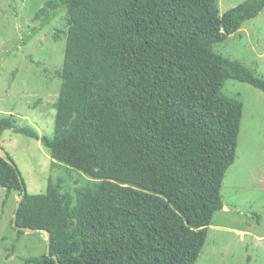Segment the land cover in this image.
I'll use <instances>...</instances> for the list:
<instances>
[{"label": "trees", "instance_id": "1", "mask_svg": "<svg viewBox=\"0 0 264 264\" xmlns=\"http://www.w3.org/2000/svg\"><path fill=\"white\" fill-rule=\"evenodd\" d=\"M61 8L54 131L5 114L0 138L6 130L33 138L54 166L88 181L63 192L60 176L31 194L12 157L15 167L0 156L6 197L24 195L17 238L27 227L50 233L51 255L23 264H195L224 207L241 132L244 104L224 87L233 79L264 94L263 76L214 47L256 18L264 0L223 13L219 0H47L33 20Z\"/></svg>", "mask_w": 264, "mask_h": 264}, {"label": "rangeland", "instance_id": "2", "mask_svg": "<svg viewBox=\"0 0 264 264\" xmlns=\"http://www.w3.org/2000/svg\"><path fill=\"white\" fill-rule=\"evenodd\" d=\"M46 1L0 0V119L13 114L19 124L27 119L40 134L50 135L55 128L67 25L62 8L50 19L33 20ZM244 1L219 0L220 12ZM214 50L264 77V10ZM224 92L244 104L241 132L235 162L221 189L227 209L215 212L195 264H264V94L233 79ZM0 147L12 157L31 194L45 192L49 179L60 176L65 179L63 192H74L79 180L87 184L88 177L78 170L70 178L54 166L48 150L33 138L6 130ZM7 195L0 187V264H23L25 258L47 251V238L43 232L17 238L12 222L20 196L15 191Z\"/></svg>", "mask_w": 264, "mask_h": 264}, {"label": "water", "instance_id": "3", "mask_svg": "<svg viewBox=\"0 0 264 264\" xmlns=\"http://www.w3.org/2000/svg\"><path fill=\"white\" fill-rule=\"evenodd\" d=\"M0 156H2V157H4L6 160H8L14 167H15V165H14V163H13V161H11V160H9L8 159V157H7V154H6V152H4V151H0ZM24 194H25V191H24ZM23 196L24 195H22L20 198H19V201H18V205H17V207H19V205H20V202L22 201V199H23ZM223 208H225V209H227V207H223ZM15 220H16V214L14 215V225H16V223H15ZM19 228V227H18ZM26 233H34V232H36V229H34V228H31V227H27V228H22ZM45 233H46V236H47V246H48V248H47V254L48 255H51V253H50V248H49V242H50V233H49V231H45Z\"/></svg>", "mask_w": 264, "mask_h": 264}, {"label": "clouds", "instance_id": "4", "mask_svg": "<svg viewBox=\"0 0 264 264\" xmlns=\"http://www.w3.org/2000/svg\"><path fill=\"white\" fill-rule=\"evenodd\" d=\"M18 205V204H17ZM15 215V214H14Z\"/></svg>", "mask_w": 264, "mask_h": 264}]
</instances>
